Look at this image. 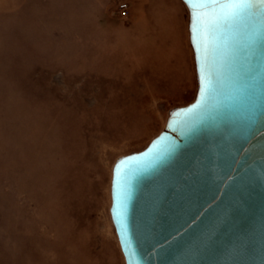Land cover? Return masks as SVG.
I'll return each instance as SVG.
<instances>
[{"label":"rangeland","instance_id":"obj_1","mask_svg":"<svg viewBox=\"0 0 264 264\" xmlns=\"http://www.w3.org/2000/svg\"><path fill=\"white\" fill-rule=\"evenodd\" d=\"M170 27L160 0H0V264H125L113 168L198 90Z\"/></svg>","mask_w":264,"mask_h":264},{"label":"water","instance_id":"obj_2","mask_svg":"<svg viewBox=\"0 0 264 264\" xmlns=\"http://www.w3.org/2000/svg\"><path fill=\"white\" fill-rule=\"evenodd\" d=\"M197 95L113 168L125 264H264V0H181Z\"/></svg>","mask_w":264,"mask_h":264},{"label":"bare ground","instance_id":"obj_3","mask_svg":"<svg viewBox=\"0 0 264 264\" xmlns=\"http://www.w3.org/2000/svg\"><path fill=\"white\" fill-rule=\"evenodd\" d=\"M168 14H169V18H170V23H171V27H170V32H171V35H172V43H173V46H174V49H176V51H178L177 55H176V61H177V65L180 66L182 65V61L184 60V57L185 59H187V65H188V71H189V75L191 76V87H192V91L194 90L195 88V85H196V78H195V70H194V62H193V55H192V52H191V49H190V46H189V39H188V30H187V26H188V19H187V14L185 11H179V5H178V2L177 0H160ZM176 12L178 14H176ZM180 20V25H181V40L183 41V43L188 47V50L187 52L185 53V55L181 52L180 50V42H178V40L176 39L177 36H176V26L174 24V21L175 20ZM165 120V119H164ZM164 120L162 121V124L161 126H159V130H164ZM158 130V131H159ZM156 131H153L151 133V135H149L142 143V144H145L150 138L151 136H153L155 134ZM109 166H110V163L107 167V182H106V185H105V192L107 193V196H108V188H109ZM108 206V197L107 199L104 201L103 203V212H104V216H105V220H107L106 218V208ZM108 226V224H106ZM109 231V230H108ZM116 241V240H115ZM117 245V244H116ZM117 248H118V245H117Z\"/></svg>","mask_w":264,"mask_h":264},{"label":"built area","instance_id":"obj_4","mask_svg":"<svg viewBox=\"0 0 264 264\" xmlns=\"http://www.w3.org/2000/svg\"><path fill=\"white\" fill-rule=\"evenodd\" d=\"M120 7L121 8H126V4L124 3V4H122V5H120ZM126 14V9H123L122 11H121V15H125Z\"/></svg>","mask_w":264,"mask_h":264},{"label":"crops","instance_id":"obj_5","mask_svg":"<svg viewBox=\"0 0 264 264\" xmlns=\"http://www.w3.org/2000/svg\"><path fill=\"white\" fill-rule=\"evenodd\" d=\"M179 0H177V2H178ZM126 5H127V8L126 9H128V4L126 3ZM178 5H179V3H178ZM179 9H180V5H179ZM178 9V10H179ZM128 11V10H127ZM180 11V10H179Z\"/></svg>","mask_w":264,"mask_h":264}]
</instances>
